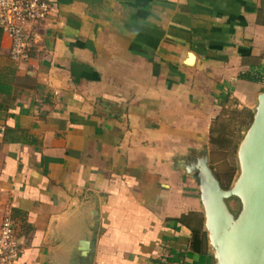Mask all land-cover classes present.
Masks as SVG:
<instances>
[{"label":"crops","instance_id":"0c3cea01","mask_svg":"<svg viewBox=\"0 0 264 264\" xmlns=\"http://www.w3.org/2000/svg\"><path fill=\"white\" fill-rule=\"evenodd\" d=\"M52 7L25 64L0 31V224L17 223L16 264H217L185 166L232 101L258 107L264 0Z\"/></svg>","mask_w":264,"mask_h":264},{"label":"water","instance_id":"95a60500","mask_svg":"<svg viewBox=\"0 0 264 264\" xmlns=\"http://www.w3.org/2000/svg\"><path fill=\"white\" fill-rule=\"evenodd\" d=\"M241 175L225 189L207 158L194 161L201 190L206 231L217 264H264V93L259 96L254 120L239 149ZM238 200L236 217L228 202Z\"/></svg>","mask_w":264,"mask_h":264},{"label":"built area","instance_id":"2783aa9c","mask_svg":"<svg viewBox=\"0 0 264 264\" xmlns=\"http://www.w3.org/2000/svg\"><path fill=\"white\" fill-rule=\"evenodd\" d=\"M52 9V0H0V31L12 42L14 62L30 61L42 40L40 25L49 19ZM21 254L17 223L6 217L0 224V264H16Z\"/></svg>","mask_w":264,"mask_h":264},{"label":"rangeland","instance_id":"374dc122","mask_svg":"<svg viewBox=\"0 0 264 264\" xmlns=\"http://www.w3.org/2000/svg\"><path fill=\"white\" fill-rule=\"evenodd\" d=\"M235 105L236 103L232 101L230 106L223 111L222 117L218 118V121L214 120L215 122L210 132L209 146L208 148L197 150L194 160L198 161L207 158L211 170L225 189L232 188L241 175L239 149L253 123L255 115V113L252 115L248 111H241ZM189 164L185 166L186 169ZM186 171L188 172V169ZM189 174L193 177L198 195L201 197L200 186L194 179L195 175ZM228 206L231 212L238 217L242 210L241 203L238 200H231L228 202Z\"/></svg>","mask_w":264,"mask_h":264},{"label":"trees","instance_id":"16d2710c","mask_svg":"<svg viewBox=\"0 0 264 264\" xmlns=\"http://www.w3.org/2000/svg\"><path fill=\"white\" fill-rule=\"evenodd\" d=\"M242 79H246V80H250V81H257V79L251 78L250 75H244V76H242Z\"/></svg>","mask_w":264,"mask_h":264}]
</instances>
